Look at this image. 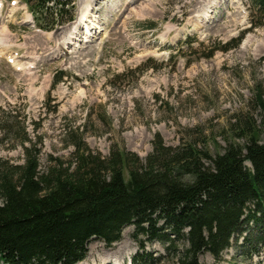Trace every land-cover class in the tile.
<instances>
[{"label":"rangeland","instance_id":"374dc122","mask_svg":"<svg viewBox=\"0 0 264 264\" xmlns=\"http://www.w3.org/2000/svg\"><path fill=\"white\" fill-rule=\"evenodd\" d=\"M16 1L3 0L0 10V109L15 107L41 169L53 158L68 160L78 137L101 157L122 149L143 160L155 135L165 145L192 139L220 153L245 141L229 130L237 115L250 117L264 140V114L253 103L257 90L264 99V19L249 0H73V20L50 31L36 29ZM10 145L2 141L0 158L21 163V149ZM85 248L73 264H127L138 251L152 263L165 255L160 242L134 236L131 224L116 241L93 237ZM241 253L232 244L217 260L206 251L197 259L264 264V248L250 258Z\"/></svg>","mask_w":264,"mask_h":264},{"label":"trees","instance_id":"16d2710c","mask_svg":"<svg viewBox=\"0 0 264 264\" xmlns=\"http://www.w3.org/2000/svg\"><path fill=\"white\" fill-rule=\"evenodd\" d=\"M24 1L41 28L71 19V0ZM249 1L264 19V0ZM253 96L264 114L260 91ZM17 116L14 106L0 109V144L18 146L23 155L17 164L0 158L1 262L72 264L83 258L90 238L112 243L128 224L134 236L156 240L165 250L152 263L135 252L132 264L165 257L200 264V252L217 260L232 244L250 258L264 248V140L247 115L229 123L231 135L244 143L228 142L220 153L210 154L192 139L165 145L155 135L143 160L122 149L101 157L78 137L68 160L53 158L43 169Z\"/></svg>","mask_w":264,"mask_h":264},{"label":"bare ground","instance_id":"6f19581e","mask_svg":"<svg viewBox=\"0 0 264 264\" xmlns=\"http://www.w3.org/2000/svg\"><path fill=\"white\" fill-rule=\"evenodd\" d=\"M97 0H95V2H96ZM81 19V18H80Z\"/></svg>","mask_w":264,"mask_h":264}]
</instances>
